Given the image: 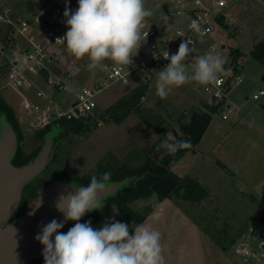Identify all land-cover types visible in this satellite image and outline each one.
I'll return each mask as SVG.
<instances>
[{
  "label": "rangeland",
  "instance_id": "rangeland-1",
  "mask_svg": "<svg viewBox=\"0 0 264 264\" xmlns=\"http://www.w3.org/2000/svg\"><path fill=\"white\" fill-rule=\"evenodd\" d=\"M174 1L144 0L145 8L153 13L145 20L154 25L160 24L165 19V12L172 10ZM200 1L210 4L212 0ZM228 1L221 9L224 27L214 24L211 34L199 40L188 60L193 64L192 57L212 51L228 64L227 49L239 48L242 55L237 63L241 81L233 85L228 93L230 112L227 118H221L226 111V105H221L211 115L195 151L187 152V163L178 162L172 170L180 177L196 179L206 194L198 200L189 196L183 199L180 197L183 196L181 188L161 201L155 193H151L131 203L135 211L145 216L141 224L150 225L161 233L164 264H240L234 252L240 243L264 241V224L261 222L262 217L264 219V197L261 195L264 187V94L256 100L251 98L259 88L264 89V80H261L264 62L260 63L248 55L252 45L264 37V2ZM29 4L32 11H40L46 0H0V9L9 7L12 12L8 18L0 20V97L13 109L12 128L17 137L18 161L35 155L42 143L35 132L47 124L42 125L35 114L20 111V94L8 88L2 89L9 61L20 51L24 38L13 23L18 17H31L26 10ZM172 18L177 24L180 16ZM58 53L50 74L43 72L35 76V87L24 89L27 95L24 90L21 93L32 97L35 89H40L47 96L43 102L45 107L48 104L53 111H67L79 86L91 84L97 78L100 64L94 70L96 74L92 75L87 68L90 63L87 56L77 59L67 51L66 46ZM230 69L227 66L225 71L230 72ZM48 77L54 81L52 85L46 83ZM149 78L146 83L134 76V82L130 80L128 84H109L96 96V108L75 120L80 122L86 116H97L98 111L108 109L117 99L143 84L147 87V100L160 101L168 109L175 108L179 114L210 102L207 95L192 82L174 87L166 99H161L155 95L156 73ZM61 86L63 89H57ZM86 131L56 137L46 167L33 185L51 183L56 177L84 175L105 153L122 158L130 147L147 150L163 140L134 112L118 123H99L95 129ZM167 134L171 135L170 132ZM113 207L117 209L112 205L110 217L121 221L118 210L114 213ZM87 221H91L93 228L99 229L93 220L84 222ZM124 223L129 225L132 234L130 221L125 219ZM32 264H44V259Z\"/></svg>",
  "mask_w": 264,
  "mask_h": 264
},
{
  "label": "clouds",
  "instance_id": "clouds-1",
  "mask_svg": "<svg viewBox=\"0 0 264 264\" xmlns=\"http://www.w3.org/2000/svg\"><path fill=\"white\" fill-rule=\"evenodd\" d=\"M152 14L150 9L145 8L144 0H78L74 12L66 5L63 15L68 30L57 38L56 43L64 44L77 59L87 56L90 60L87 68L92 75L96 74L94 70L104 60L129 66L146 40L141 29L145 18ZM189 27L200 31L195 20ZM195 50L194 41L184 39L176 53L169 55L168 51H164L163 59L169 63L155 72L157 97L166 99L174 87L188 82L200 85L214 83L218 75L226 70L223 67L226 60L212 51L192 57L194 63L189 70L186 61ZM146 101L147 97H141V104L153 106L154 102ZM190 148V140L170 137L157 146L156 151L164 149L168 155H175ZM110 178V172L93 175L87 186L74 187L72 184L58 195L55 207L63 214V221L52 219L42 225L35 236V240L43 245L44 264H164L161 233L150 225L136 224L130 234L129 225L114 217L99 229L93 228L91 221L80 223L87 213L105 207L102 194ZM42 205L41 197L36 200L29 215H35ZM113 212H117L114 207ZM68 221L75 223L66 233L61 232Z\"/></svg>",
  "mask_w": 264,
  "mask_h": 264
},
{
  "label": "built area",
  "instance_id": "built-area-1",
  "mask_svg": "<svg viewBox=\"0 0 264 264\" xmlns=\"http://www.w3.org/2000/svg\"><path fill=\"white\" fill-rule=\"evenodd\" d=\"M228 0H212L210 4H205L200 0L184 2L175 0L172 10L165 12V19L154 25L149 20H145L141 29L142 35L146 36L145 42L139 48L136 55L132 57V63L127 65H117L111 60L100 63L98 69L100 73L91 84L79 86L74 96L71 106L67 111H53L50 105L44 106L46 94L35 89L32 97L25 95L27 88L35 87L33 78L45 72L50 74L52 64L58 59L59 53L64 44L56 43L58 37H62L68 30L65 17L63 15L65 7L74 12L78 7V0H46L44 8L40 11H32L30 18L18 17L14 20V27L22 39L20 51L9 61L4 73V84L2 89L8 88L20 94V111L27 114H35L40 118L42 125L49 121L51 115L64 117L66 119H76L91 113L96 108V96L102 88L113 83L128 84L136 76L141 79H148L156 71L161 70L169 63L163 59L164 51L172 55L178 51L180 43L184 39L194 41L195 46L199 40L211 34L214 29L215 16L226 7ZM11 9L5 7L0 9V20L11 15ZM186 17L183 24L174 23L172 16ZM195 20L200 26V31L190 29L189 25ZM13 32V31H12ZM211 49V48H210ZM159 57V58H155ZM189 70L192 63L187 59ZM228 64H224L226 69ZM230 67V66H229ZM224 71L218 75V80L214 83L200 85L192 82L200 91L207 95L210 103L226 105V111L221 114L222 119H226L230 112L227 104L228 93L233 85L241 81L239 72ZM46 83L52 85L51 77L46 79ZM63 89V86H61ZM24 90L23 95L21 91ZM264 94V89L259 88L253 93L251 98L258 99ZM44 108V109H43ZM240 264H264V241L240 243L234 249Z\"/></svg>",
  "mask_w": 264,
  "mask_h": 264
},
{
  "label": "trees",
  "instance_id": "trees-1",
  "mask_svg": "<svg viewBox=\"0 0 264 264\" xmlns=\"http://www.w3.org/2000/svg\"><path fill=\"white\" fill-rule=\"evenodd\" d=\"M223 17L221 11L215 16V24L221 28L224 27V24H222ZM241 55L239 48L229 47L227 49V58L229 59L228 65L232 72L238 71L237 60ZM248 55L260 63L264 62V37L252 45L251 49L248 50ZM149 79L150 78L144 79V83ZM57 89H61V87ZM146 90V84L137 86L117 99L108 109L98 111L97 116H86L80 122L75 119L56 117V115L53 114L49 117L46 126L35 132V135L40 138L42 142L49 134L52 135V140L54 141L56 137L61 134L74 133L76 131L82 134L84 130L91 131L95 129L99 123H118L122 121L127 114L134 112L151 130L163 139L162 142L165 139L174 137L176 140H190L192 143V148L180 150L175 155H168L164 149L156 151L157 146L162 142L155 144L147 150L130 147L126 156L122 158L108 152L105 153V155L84 175H78L72 178L56 177L54 180L65 179L80 186H87L93 175L99 176L105 172L111 173L110 182L127 178V182L114 196L102 199L105 204L102 210H94L86 214L81 218L80 223H84L86 220H93V223L98 226V228H101L105 222L111 219L112 205H114L118 210L119 217H121L120 222L124 223L125 219H128L133 229L136 224H141L145 221V216L140 215L131 207V203L137 198L155 193L158 201H161L164 198H169L172 192L177 193L181 188L183 189V193L181 194L183 196L180 197L183 199L189 196L191 199L198 200L206 194L203 186L196 179L189 176L180 177L172 171V167L185 153L195 151V147L208 125L211 115L215 113L221 105L204 103L200 108L198 107L194 110H190L188 113L182 111L179 114L176 112L175 108L172 107L168 109L165 104L160 101L157 103L154 102V106L152 107H146L144 104H141V97H146ZM166 103L169 104L168 102ZM13 116L12 107L0 97V117H3L10 126L13 127ZM167 132H170L171 135L169 136ZM39 149L40 147L37 149V152ZM17 159L18 155L15 151L12 158V163L14 165H21L30 160L23 159L18 161ZM139 176L141 177L136 179ZM35 179L25 185L21 202L13 217L22 213L28 200L32 197L34 192L42 186L33 185ZM46 184L49 183L43 185ZM24 195L25 200H23ZM20 205H22L21 210H19ZM261 222L264 224L263 217ZM74 223V221L67 222L60 231L66 233ZM42 259H34L29 264Z\"/></svg>",
  "mask_w": 264,
  "mask_h": 264
},
{
  "label": "water",
  "instance_id": "water-1",
  "mask_svg": "<svg viewBox=\"0 0 264 264\" xmlns=\"http://www.w3.org/2000/svg\"><path fill=\"white\" fill-rule=\"evenodd\" d=\"M26 10L32 12L30 4ZM261 80H264V74ZM52 142V135H47L32 159L21 165H14L12 158L17 147L16 133L0 117V264H29L34 259H42L43 245L35 240L36 234L41 231L42 225L52 219L63 221V214L55 207L57 197L72 184L74 187L80 186L65 179L42 185L28 200L22 213L13 217L21 202L25 185L38 177L46 167ZM126 182L127 178L111 181L102 194V199L114 196ZM261 195L264 197V187ZM41 197L42 207L35 215L30 216L36 200Z\"/></svg>",
  "mask_w": 264,
  "mask_h": 264
},
{
  "label": "crops",
  "instance_id": "crops-1",
  "mask_svg": "<svg viewBox=\"0 0 264 264\" xmlns=\"http://www.w3.org/2000/svg\"><path fill=\"white\" fill-rule=\"evenodd\" d=\"M185 21H186V20H185V17H180V18H179V22H177V23L183 24ZM226 64H227V63H226ZM137 80H138V79H137ZM137 80H136V81H137ZM131 81L134 82L133 79H131ZM61 89H62V88H61ZM28 93H29V92H28ZM227 102H228V98H227ZM209 103H210V102H209ZM193 152H194V151H193ZM193 152H192V153H193ZM192 153H188V155H189V154L191 155ZM185 155H186V157H185V159H183ZM182 157H183V158H182ZM182 157H181V158L175 163V165L172 167V170L176 167V165H178V162L180 163L181 161H183V164H184V163H187V153H185ZM181 159H182V160H181ZM173 172H174V171H173ZM177 175H178V174H177ZM181 176H182V175H181Z\"/></svg>",
  "mask_w": 264,
  "mask_h": 264
}]
</instances>
